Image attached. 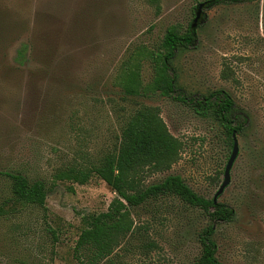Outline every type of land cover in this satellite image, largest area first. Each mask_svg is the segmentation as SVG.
Segmentation results:
<instances>
[{"label": "rangeland", "instance_id": "1", "mask_svg": "<svg viewBox=\"0 0 264 264\" xmlns=\"http://www.w3.org/2000/svg\"><path fill=\"white\" fill-rule=\"evenodd\" d=\"M205 1L157 0L156 8L149 0H0V264H81L72 250L82 223L114 193L96 176L77 184L52 174L113 148L139 105L156 106L181 142L169 169L143 173L142 184L176 174L212 198L230 152L217 123L158 92L125 96L114 81L120 63L155 48L166 26L185 29L198 2L193 45L171 60L176 84L186 93L223 89L249 118L215 199L232 210L213 224L215 255L221 264H264V0ZM223 60L235 81L220 78ZM151 72L142 59L143 83ZM16 172L43 181L42 206L11 199L8 175ZM129 216L136 229L105 264H186L198 254L207 223L200 208L165 195Z\"/></svg>", "mask_w": 264, "mask_h": 264}, {"label": "trees", "instance_id": "2", "mask_svg": "<svg viewBox=\"0 0 264 264\" xmlns=\"http://www.w3.org/2000/svg\"><path fill=\"white\" fill-rule=\"evenodd\" d=\"M211 1L206 0L205 3L208 5ZM149 2L158 7L157 0ZM193 42L194 32L189 24L183 30L179 24L166 26L155 48H143L130 53L120 63L114 76L115 84L125 96L158 92L183 103L201 117H211L220 127L230 148L231 132L241 135L248 126L249 118L244 108L236 104L223 89L199 94L186 93L176 84L171 60L179 50L193 45ZM17 55H21V50L17 51ZM144 58L149 60L152 69L151 77L146 83L142 82L139 74L140 61ZM219 76L224 80L235 81L226 60L221 62ZM180 149L181 142L169 133L159 116L158 108L139 105L120 125L113 148L85 164L66 165L52 174L54 180H67L77 184H83L89 177L96 176L114 193L105 211L84 219L72 250L79 263L105 264L119 242L133 234L136 229L129 216L130 208L138 206L148 198L169 195L200 208L207 218V223L197 235L199 252L186 264H221L215 255L213 224L229 220L232 210L222 203H212L211 199L196 194L176 174L166 175L148 185L141 182L143 173L169 169L177 160ZM8 176L11 199L15 203L38 206L44 204L47 188L43 181L29 180L18 172Z\"/></svg>", "mask_w": 264, "mask_h": 264}, {"label": "water", "instance_id": "3", "mask_svg": "<svg viewBox=\"0 0 264 264\" xmlns=\"http://www.w3.org/2000/svg\"><path fill=\"white\" fill-rule=\"evenodd\" d=\"M202 4H203V2H198L196 4L194 16L192 18L191 23L189 24V28H193L195 26V22H196V19L199 16V13H200ZM236 155H237V141H236L234 132H231V147H230V152H229V155H228V157H227V159L225 161V164L223 166L222 180H221L220 184L218 185L216 191L212 195V198H211L212 203H215L216 196L219 193H221V191L224 188V186L227 185V183L229 181V170L231 168V165H232V163H233Z\"/></svg>", "mask_w": 264, "mask_h": 264}]
</instances>
